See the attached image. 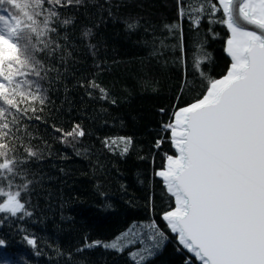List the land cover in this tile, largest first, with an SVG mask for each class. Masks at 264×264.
<instances>
[{
    "label": "trees",
    "instance_id": "trees-1",
    "mask_svg": "<svg viewBox=\"0 0 264 264\" xmlns=\"http://www.w3.org/2000/svg\"><path fill=\"white\" fill-rule=\"evenodd\" d=\"M184 2L183 18L177 0H85L61 9L74 23L53 34L62 45L54 57L40 54L50 69L40 81L47 102L43 111L21 118L26 134L17 133L42 153L26 165L33 182L26 207L32 215L0 218V239L6 241L0 264H135L129 252L140 244L123 253L102 247L76 250L85 237L109 242L134 223L153 220L168 239L144 264H198L161 219L175 204L156 172L164 168L166 154L175 155L164 125L203 91L194 61L202 58L201 69L221 78L231 63L225 51L230 35L217 22L221 13L190 16L202 0ZM0 15H8L3 7ZM197 15L199 27L191 22ZM133 21L138 27L129 31L126 23ZM165 24L177 28L170 33ZM89 28L93 35L86 42L82 32ZM89 81L103 88L107 98ZM186 81L197 85V91L182 90ZM76 124L84 129L83 137L70 143L56 139L60 133L53 126L69 131ZM118 137L132 139L125 155L104 144ZM158 140L163 141L160 148L155 147ZM17 155H23L19 147ZM25 235L36 239L35 248Z\"/></svg>",
    "mask_w": 264,
    "mask_h": 264
},
{
    "label": "snow or ice",
    "instance_id": "snow-or-ice-1",
    "mask_svg": "<svg viewBox=\"0 0 264 264\" xmlns=\"http://www.w3.org/2000/svg\"><path fill=\"white\" fill-rule=\"evenodd\" d=\"M84 2L0 0V7L8 13L0 15V214H4L0 218L32 215L26 207L33 184L26 165L42 153L25 145L17 133L26 134L21 118L43 111L47 102L40 81L45 78L42 73L50 69H45L40 54L54 57L62 45L53 34L59 35L61 28L74 23L61 9ZM177 4L178 16L183 18L185 2L177 0ZM218 12L221 17L217 22L231 34L225 49L231 63L226 74L216 79L201 69L204 60L197 58L193 68L199 73L203 91L173 113V122L164 125L171 132L177 155L166 154V166L156 172L175 202L162 212L161 219L178 244L201 264H264V0H202L189 15L215 16ZM199 15L191 20L196 27ZM240 21L259 32L242 27ZM137 27L138 22L126 23L129 31ZM164 28L171 33L177 25L165 24ZM92 35V29H85L82 39L87 42ZM165 46L161 40V47ZM88 86L99 88L101 98H107L95 81H89ZM184 88L197 91V85L188 81ZM53 128L60 133L56 139L61 143L86 134L79 124L69 131ZM162 142L158 140L155 147L160 148ZM104 144L120 148L125 155L132 139H106ZM18 147L23 155H17ZM167 239L153 220L139 226L134 223L109 242L85 237L76 251L102 247L123 253L140 244L143 248L129 255L135 264H144ZM24 240L33 248L37 246L34 238L25 235ZM5 245L0 239V247Z\"/></svg>",
    "mask_w": 264,
    "mask_h": 264
},
{
    "label": "water",
    "instance_id": "water-1",
    "mask_svg": "<svg viewBox=\"0 0 264 264\" xmlns=\"http://www.w3.org/2000/svg\"><path fill=\"white\" fill-rule=\"evenodd\" d=\"M240 24H241V26L242 27H244V28H246V29H248V30H250V31H257V32H259V29H256L254 26H252V25H248V24H246V23H244L243 21H240ZM229 32V31H228ZM229 35H231L230 34V32H229ZM226 55H227V53H226ZM227 57H228V59L230 60V62H231V58L227 55ZM173 121H174V118H173ZM173 149H174V151H175V155H177V153H176V150H175V148L173 147ZM175 155H173V156H175ZM166 163H167V161H166ZM166 163H165V166H166ZM164 166V167H165ZM157 178L162 182V179L159 177V176H157ZM163 183V182H162ZM164 186V185H163ZM164 188H165V186H164ZM166 189V188H165ZM167 191V190H166ZM169 196H170V194H168ZM173 198V200H174V197H172ZM174 204H175V202H174ZM165 224V223H164ZM170 231V230H169ZM172 234V233H171ZM173 235V234H172ZM174 236V235H173ZM178 243V242H177ZM180 247L183 249V247L180 245ZM190 257H192L198 264H201V262L199 261V260H196L194 257H193V255L191 254V253H188L187 252V250L186 249H183Z\"/></svg>",
    "mask_w": 264,
    "mask_h": 264
},
{
    "label": "rangeland",
    "instance_id": "rangeland-1",
    "mask_svg": "<svg viewBox=\"0 0 264 264\" xmlns=\"http://www.w3.org/2000/svg\"><path fill=\"white\" fill-rule=\"evenodd\" d=\"M138 244H136L135 246H137ZM133 245H131L129 248H131ZM143 248V245H141L140 247H138L137 249H136V251L137 250H140V249H142ZM128 249V248H127ZM126 250V249H125Z\"/></svg>",
    "mask_w": 264,
    "mask_h": 264
}]
</instances>
